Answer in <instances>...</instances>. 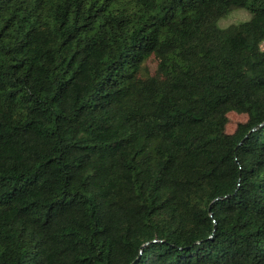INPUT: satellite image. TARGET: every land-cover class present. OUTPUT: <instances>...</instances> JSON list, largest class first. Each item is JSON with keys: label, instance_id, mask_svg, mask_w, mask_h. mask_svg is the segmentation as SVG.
I'll use <instances>...</instances> for the list:
<instances>
[{"label": "trees", "instance_id": "obj_1", "mask_svg": "<svg viewBox=\"0 0 264 264\" xmlns=\"http://www.w3.org/2000/svg\"><path fill=\"white\" fill-rule=\"evenodd\" d=\"M0 264H264V0H0Z\"/></svg>", "mask_w": 264, "mask_h": 264}, {"label": "rangeland", "instance_id": "obj_2", "mask_svg": "<svg viewBox=\"0 0 264 264\" xmlns=\"http://www.w3.org/2000/svg\"><path fill=\"white\" fill-rule=\"evenodd\" d=\"M250 18V14L244 9H234L226 16L219 19L217 26L219 28H225L232 24H238L247 21ZM228 123L225 127L227 133H231L235 125L238 122L244 121L246 116L242 112L234 109H229L227 113Z\"/></svg>", "mask_w": 264, "mask_h": 264}]
</instances>
